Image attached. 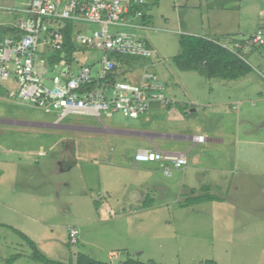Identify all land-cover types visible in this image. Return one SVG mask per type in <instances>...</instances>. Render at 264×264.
Returning <instances> with one entry per match:
<instances>
[{"label": "rangeland", "instance_id": "obj_1", "mask_svg": "<svg viewBox=\"0 0 264 264\" xmlns=\"http://www.w3.org/2000/svg\"><path fill=\"white\" fill-rule=\"evenodd\" d=\"M0 1L5 3L0 8V23L15 20L20 25L25 16L16 9L21 6L10 9L11 0ZM214 3L144 0L141 12L147 22L132 33L146 40L163 60L168 79L164 85L176 95V101L156 118L151 112L137 120L115 113L107 117L100 112L99 116L110 128L124 129L128 124L178 136L207 135L225 127V159L229 161L224 168L235 167L231 172H237L216 178L206 168L213 165L218 152L199 145L185 155L189 162L182 169L167 164V176L159 162L132 165L138 139L87 134L75 146L77 165L56 170V156L60 155L56 141L66 134L0 126V264L16 255L10 264H41L30 258L31 248L14 230L34 242L45 257L63 263L80 253L107 264L128 259L142 264H203L206 260L264 264V81L253 71L244 79L209 78L199 71H180L173 60L181 53L182 35L227 42L230 32L249 37L264 24L258 16L259 11L264 12V0ZM220 6L227 10L218 11ZM77 29L92 32L98 27L84 24ZM255 49L264 57V45ZM50 52L44 53L45 58L53 55ZM86 54V58L77 57L95 77L100 71V53L88 50ZM243 54L250 66L257 65L251 53ZM118 71L125 74L128 70L122 67ZM140 73H126L125 80L136 83ZM235 99L244 101L238 106L244 116L237 124L232 116L236 111H231ZM224 106L231 123L221 118L220 108L213 109ZM0 118L50 123L56 114L2 95ZM247 120L252 124L247 125ZM61 124L101 125L85 115L69 116ZM154 143L160 151L170 153H185L190 144L175 138ZM233 159L238 162L235 166ZM197 196L213 200L192 202ZM105 206L111 215L106 214ZM71 229L77 231L74 243L69 239Z\"/></svg>", "mask_w": 264, "mask_h": 264}, {"label": "built area", "instance_id": "obj_2", "mask_svg": "<svg viewBox=\"0 0 264 264\" xmlns=\"http://www.w3.org/2000/svg\"><path fill=\"white\" fill-rule=\"evenodd\" d=\"M143 4L144 0H29L23 10L20 34L0 40V89L10 99L28 103L45 113H55L59 120L85 115L100 121V112L107 117L115 113L137 119L151 103H165L164 87L152 71L142 69L138 83L125 80L129 71L119 77L116 76L119 71L115 72L116 57L150 59L156 55L146 40L132 33L144 28L139 23L141 12L137 10ZM259 16L264 19V12L260 11ZM67 22L76 28L72 39L83 50V57L88 50L100 53L97 76H91L90 69L80 63L77 56L82 52L73 53L70 60L63 55L52 62L51 55L45 58L46 51L61 49L60 30ZM84 24L98 29L92 32L77 29ZM221 45L243 59V51L264 45V24L249 37ZM250 67L264 81V65ZM92 84L91 89H85ZM194 139L203 141L201 136ZM133 159L139 164L159 162L167 176L170 170L167 164L173 169L186 165L183 154L158 149L140 150ZM104 211L111 215L108 206ZM76 236L77 231L71 229L72 243Z\"/></svg>", "mask_w": 264, "mask_h": 264}, {"label": "crops", "instance_id": "obj_3", "mask_svg": "<svg viewBox=\"0 0 264 264\" xmlns=\"http://www.w3.org/2000/svg\"><path fill=\"white\" fill-rule=\"evenodd\" d=\"M205 1L210 5H212V2H215L214 4H215V6H217L216 1H222V0H210V2H209V0H205ZM28 3H29V0H26V1L21 0L20 2H15V1L11 0V5L9 7H10V9H16L17 5L21 6V8L18 7L16 9V13H18V14L22 13L23 14L22 16L24 17L25 13L23 12V10L27 7ZM4 6H5V3L3 1H0V8H2V7L4 8ZM217 10L223 12L224 10H227V9L225 7L220 6L217 8ZM15 16H17V14H15L13 17H15ZM258 16H259V13H258ZM19 26L20 25H18V23L15 22V20H14V23H12L10 21L8 23H0V28L12 30L11 33L6 34L0 40H3L5 38H13L15 36H18L20 34ZM257 26H259V25H257ZM75 29L76 28L73 27L72 37H73V32ZM255 29H254V31H255ZM227 36H229L228 38H230L227 42H225V41L224 42L219 41V42L221 44H228V43L232 42L233 40H236L235 38H238L242 35L239 31H237L236 33L230 32V34H228ZM203 37H206L209 39H214L210 36H203ZM72 41H73V39H72ZM80 49L78 51L82 52L83 50H80ZM256 50L257 49L253 48V49L243 51V53L244 52L251 53V55L254 56V58L257 60L256 67H259V66L261 67L264 65V59H263L264 57H263V55L259 54ZM53 52H55V51H53ZM62 55L61 56L65 58L63 53H62ZM71 55H73V53ZM61 56H60V58H61ZM82 56H83V52H82ZM86 56H84V57L86 58ZM80 63L82 64L81 61H80ZM127 63H128V65H124L122 67L126 68V70H128L129 72H132L133 70H139V72H141L142 69L147 68L150 71L153 70L152 72L157 76L159 81L162 83V85L164 87L163 96H164L166 102L165 103H162V102L151 103L148 110L142 116V117H145V116H147V114L149 112H151L152 113L151 116L156 118L157 115H160L162 113V111H164V109L167 108L166 106H171L170 104L172 103V101H176V99H175L176 95H174L172 91H169L170 88L168 85H166V83L164 85V82H165L164 80H166L167 77H166V72H164V70L162 69V66H161V63H163V60H161V58H159L157 53H156V55L153 58H150V59H139V58L134 59L133 58L131 61H128ZM138 78L139 79L137 81L140 82V74H139ZM244 78L245 77H243V79ZM166 81H168V79ZM138 82H136V83H138ZM2 95H6V94L2 89H0V98ZM243 102L244 101H242L240 99H235V102L232 103V105H231V111H236V115H232L235 119H237L235 121L236 124L239 123L238 121L241 118V116H244L242 114V110L240 109V107H238ZM169 108H171V107H169ZM219 108H220V110H222V111H219L221 118H226L231 123L232 121L230 120V117H229L230 113H227L226 115H224L226 113V106H224L223 108L222 107H216L213 109L219 110ZM169 112L170 111L168 109L167 113H169ZM70 116H83V115H70ZM171 116L172 115L170 114V117ZM68 117H65V118L59 120L58 116L56 115V118L50 123H38V122H29V121H22V120H12V119H7V118H5V119L0 118V126L10 127V126L14 125L16 127H21V128L26 127L29 129H42L43 131L52 130V131H57V132L62 133V134H66V135H61V137L58 138V140L56 141V143H58V146H60L59 147L60 148V151H59L60 155L56 156L59 159L55 160L56 170H58V169L59 170H70L73 166L77 165L76 160H75L76 157L74 156L75 146H76V143L79 142V139L83 138V134H87L88 137H92L94 135H102L105 137L107 136L108 138L120 137V138H127L130 140L132 138L138 139L137 144L134 145L137 147H136L133 155H135L140 150L158 149L154 143V140H157V139L159 140L162 138L163 139L175 138V139H181L184 141H189L190 144H189V146H187L188 148L185 150V153H181L184 156L186 154L187 155L190 154V152L196 146H199V145L204 146L205 145V147H209V149H211L210 151L220 153V155L217 153L219 156L217 154L214 155L215 157H213V161H212L213 165L207 167L206 170L210 171L211 173H214L216 178L220 177V175H223L224 173L233 174V173L237 172V171L231 172V171H233V169L235 167L231 168V169L229 168V170L224 168V166L227 165L228 161H229V159H225V158H228L227 153L225 152V145H226L225 138H226V136L224 134V131L227 130V128H225V127H223L222 130L214 131L213 133H207V135H203V134L199 133L198 135L178 136V135L168 134L164 131H161V133H156V132L154 133V132H151L150 130H144L143 129L144 127L140 129V127H138L136 125H130L128 127V124L124 126V129L121 127L110 128V127L105 126L101 122V120L99 121L96 118L95 119L101 124L99 128L86 126V125L83 126L82 124L81 125H79V124H61V122L64 119L65 120L68 119ZM173 117H174V115H173ZM137 119H135V120H137ZM249 120L245 121L247 123V125L252 124ZM143 125H145V124L143 123ZM235 129L237 130V128H235ZM199 136L203 137L202 142L196 141L194 139L195 137H199ZM237 142H238V140L236 141L235 144H237ZM143 144H148V145L150 144L151 146H153V148L152 149L143 148V146H142ZM258 144L263 145V143L261 141L258 142ZM4 152L6 154L8 152V149L5 148ZM166 153H170V152H166ZM185 158H186V165H187L189 162V159L186 156H185ZM190 162H191V158H190ZM131 163L135 167H139V165H140L139 163L134 162V159H132ZM232 164L234 166L237 165L238 164L237 159H233ZM195 168L197 169V167H195ZM151 170H145V171L152 172ZM245 174L249 175L248 173H245Z\"/></svg>", "mask_w": 264, "mask_h": 264}, {"label": "trees", "instance_id": "obj_4", "mask_svg": "<svg viewBox=\"0 0 264 264\" xmlns=\"http://www.w3.org/2000/svg\"><path fill=\"white\" fill-rule=\"evenodd\" d=\"M144 6V4L142 5ZM141 6V7H142ZM141 7L137 8L141 12ZM146 17L141 12L139 23L141 25L146 24ZM12 30L0 28V39L6 34L11 33ZM63 35V44L61 49L56 50L50 57L51 61H56L60 58L62 53L67 60H70L71 54L77 52L78 48L72 41V31L73 27L70 23H65L62 30H60ZM181 47V53L177 55L173 60L175 61L176 67L180 71H199L206 77L221 79V80H236L240 77H244L249 72L252 71L250 65L246 62L244 54H242L243 59L232 54L226 48H224L218 40L209 39L201 36L194 35H182L179 40ZM252 47L250 49H253ZM130 59V57H116L115 72L122 68L124 65H128L127 61L124 59ZM138 59V58H134ZM117 77L121 76L118 72ZM92 85H86L85 89H91ZM213 200L210 196H197L192 199V202L199 203L204 200ZM14 230V229H13ZM31 248L32 253L30 258L41 264H107L90 258L85 254H77L74 260H69L66 263L53 261L45 257L36 247V244L32 242L24 234L14 230ZM18 258V255L12 256L10 259L6 260L7 264H10ZM122 264H142L135 262L133 260H127ZM148 264H155L150 262ZM203 264H218L213 260H206Z\"/></svg>", "mask_w": 264, "mask_h": 264}]
</instances>
